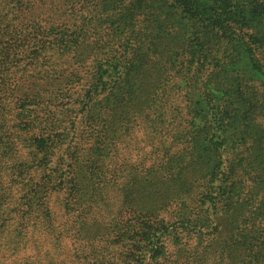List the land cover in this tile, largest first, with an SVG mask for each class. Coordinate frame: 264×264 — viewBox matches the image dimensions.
I'll use <instances>...</instances> for the list:
<instances>
[{
	"label": "trees",
	"instance_id": "trees-1",
	"mask_svg": "<svg viewBox=\"0 0 264 264\" xmlns=\"http://www.w3.org/2000/svg\"><path fill=\"white\" fill-rule=\"evenodd\" d=\"M0 264H264V0H0Z\"/></svg>",
	"mask_w": 264,
	"mask_h": 264
},
{
	"label": "rangeland",
	"instance_id": "rangeland-1",
	"mask_svg": "<svg viewBox=\"0 0 264 264\" xmlns=\"http://www.w3.org/2000/svg\"><path fill=\"white\" fill-rule=\"evenodd\" d=\"M146 138H147V137L144 136L143 133H140V134L136 137V140H137L136 144L139 143V146L144 147L145 152H148V151L150 150V148L147 146ZM143 155H145V154H143ZM139 157H140V156H138V155H136V154H133V155L130 156V159H131V161H132L133 163H135V162H137V161H140V158H139ZM147 262H148V260H147Z\"/></svg>",
	"mask_w": 264,
	"mask_h": 264
}]
</instances>
